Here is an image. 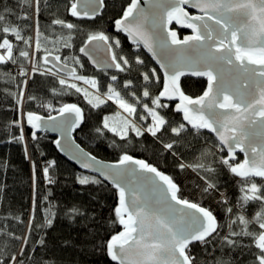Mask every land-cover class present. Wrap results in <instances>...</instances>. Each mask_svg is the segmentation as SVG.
Masks as SVG:
<instances>
[{
	"label": "snow or ice",
	"instance_id": "snow-or-ice-1",
	"mask_svg": "<svg viewBox=\"0 0 264 264\" xmlns=\"http://www.w3.org/2000/svg\"><path fill=\"white\" fill-rule=\"evenodd\" d=\"M41 3L42 0H16L19 11L0 4V66L32 63L36 53L40 51L39 40L34 41L27 34V30L30 27L28 21L39 15ZM97 3L103 5L104 0H69L67 10L74 17L94 16L99 11ZM140 4L141 0H130L121 18L115 21L117 30L126 32L135 44L143 43L154 56L160 55V66L165 69L166 83L159 96H178L181 104L177 106V110L183 112L187 125L192 129H209L216 133L220 150L223 151L226 146L229 153L227 157H221L220 162L239 178L241 195L232 203L226 196L222 198L220 203L225 206L229 221L221 225L208 208L179 198V187L170 176L143 160L125 154L118 165L110 166L108 171L102 173L111 177L113 185L118 189V204L114 212L118 223L123 226V230L111 236L107 242L108 254L116 264H194L195 257L191 254L190 245L194 242L206 244L214 234L219 235L221 228L227 227L228 232L221 238L222 242L229 248H239L241 254L247 251L252 257L249 264H264V0H150L147 11ZM186 5L198 10L199 14L189 13ZM173 22L191 29L193 34L181 39L177 31L170 28ZM52 24L67 29L75 27L61 19H53ZM109 40L107 35L99 33L92 35L89 43H107ZM115 44L118 46L119 40ZM67 46L65 43V47ZM192 50H196L198 54L185 55ZM80 51L87 54L84 48ZM42 59L47 65L53 61L59 62L61 57H52L49 54ZM112 60H117L115 54ZM137 63L144 62L137 58ZM128 64L129 61L121 57L115 66L124 71L121 65ZM225 65L235 69V75L230 82H226L224 78ZM54 67L57 68L55 72L52 68L41 71L37 62L33 64L31 73L21 68L19 74L25 79L16 85L20 90L18 97L22 96L33 73L52 78L60 77L59 85L75 89L76 92L83 91L85 97L89 96L88 91L79 88L76 83L69 84L63 77V72L66 71L67 75L76 80L91 83L94 88L97 86L95 80L88 81L85 77L76 75L75 69L68 68L67 64ZM186 72L207 77V90L202 96L193 99L182 91L179 82ZM8 75L11 76L10 73ZM116 79L115 76L112 77V80ZM143 79L158 81L159 77L156 70L151 69L150 73L143 74ZM129 84L131 81L125 87ZM106 95L107 100L115 97L128 116L136 113L135 105L126 102L119 92L109 88ZM149 95L145 86L143 96ZM38 99L29 96V100ZM93 99L96 103H93ZM93 99L88 100L93 107L107 102L99 96ZM152 103L157 108L164 107L160 104L159 97L153 99ZM41 105L52 108L51 104H44L42 101ZM142 107L151 116L152 123L146 131L153 137L160 139L158 133L163 135L162 129L166 126L177 136L188 130L184 123L172 127L155 108H150L147 104ZM58 111L61 119L55 127L62 128L65 132L79 127L84 119L82 109L76 104H64ZM42 119L33 113L27 115V123L33 128H39ZM48 119L56 121V117L49 116ZM104 127L109 128L107 120ZM129 129L137 136L144 134L127 117L124 118V127L121 130L109 128L122 139H126ZM32 135L35 139L34 132ZM55 143L60 146L59 140ZM175 143L176 141H170L163 146L171 150ZM236 149L245 152L246 158L243 161L235 162ZM91 159L95 160V157ZM132 165L137 167L133 168ZM179 166L182 169H202L207 173L216 171L202 162L195 165L182 163ZM84 167L88 165L85 164ZM43 171L47 176L48 168L45 167ZM130 177H140L145 183L152 185L158 192L161 207H151L149 201L136 188L129 189ZM256 178H260L259 182ZM79 182L100 183L95 178L83 176ZM217 190L216 184L206 179L203 192ZM177 205L182 207L177 208ZM249 206H258L259 210L249 215ZM70 211L78 212L77 209ZM31 222L30 217L29 227ZM47 222L49 225L52 223L50 209ZM8 235L11 236L12 233ZM15 238L21 239L23 244L27 243V235ZM245 238L250 243H243ZM20 254L23 255V248ZM0 264H4L2 259ZM10 264H23V261L17 262L13 255ZM217 264L231 262L221 260Z\"/></svg>",
	"mask_w": 264,
	"mask_h": 264
},
{
	"label": "trees",
	"instance_id": "trees-1",
	"mask_svg": "<svg viewBox=\"0 0 264 264\" xmlns=\"http://www.w3.org/2000/svg\"><path fill=\"white\" fill-rule=\"evenodd\" d=\"M68 2L42 0L39 15L28 21L30 27L27 34L40 43V51L32 63L0 66V259L4 264H10L13 255L17 262L22 260L23 264H113L108 257L106 244L111 236L122 229L114 212L118 204L117 190L100 178L80 171L61 157L52 136L37 134L33 139L32 131L26 126L28 113L52 116L64 104H77L83 109L84 122L75 138L93 155L115 162L128 154L147 161L172 178L179 187L182 199L208 208L220 224L225 225L229 216L220 201L226 196L232 203L241 193L239 178L220 162L221 157L227 155L220 150L218 142L207 133L193 130L188 125V130L180 136L169 131L166 126L162 129L163 135L158 133L160 139L146 131L152 120L147 109L142 107L144 104L155 108L172 127L184 122L174 111V104L159 99L164 107L157 108L152 103L163 88L160 71L141 48L129 44L122 34L115 32V21L122 16L130 0H104L105 8L94 20L73 19L67 10ZM0 4L19 11L16 0H0ZM29 15H32L30 11ZM53 19L64 20L75 27L67 29L53 25ZM99 33L110 38L108 42L117 56V62L121 57L129 61L128 65H121L124 71L120 68L115 72L101 71L91 67L81 56L80 49L92 35ZM180 34L183 36L185 32L180 31ZM116 40H119L118 46ZM49 54L60 56V61L72 66L76 75L95 80L99 94H107L109 88L119 92L126 102L135 105L136 113L128 116L122 111L123 114L116 102L102 97L107 102L93 107L88 100L95 95L85 97L83 91L76 92L75 89L59 85L60 77L52 78L38 73L32 74L22 96L18 97L20 90L16 85L25 79L19 74L21 68L31 73L33 64L39 62L41 71L44 68L57 71L50 64L43 63L42 58ZM137 58L144 63H137ZM151 69L156 70L158 81L143 79V74L150 73ZM62 75L69 84L76 83L83 89L81 80L73 82V77ZM113 76L117 79L112 80ZM128 81L131 84L125 87ZM206 85L205 78H185L181 83L183 91L191 97L201 95ZM145 86L150 93L148 97L143 96ZM29 96L39 99L29 100ZM41 101L51 104L52 108L42 106ZM93 103L96 101L93 100ZM118 114L127 117L144 134L137 136L129 129L126 139H122L110 131V127L105 128V120L109 122V118ZM21 136L23 139H20ZM170 141L176 143L173 149L167 150L163 145ZM240 160L242 158L239 156L236 162ZM197 162L211 166L216 171L207 173L202 169H182L179 166L182 163L195 165ZM45 167L48 168L47 176L43 171ZM82 176L95 178L100 183L81 184L79 179ZM206 179L214 182L218 190L204 193ZM256 180L259 182V179ZM49 209L52 213L51 225L47 222ZM71 209H77L78 212H71ZM258 210V206H249L247 212L252 215ZM227 232V227H223L219 235L214 234L208 243L192 244L190 249L195 257L194 264H217L221 260L231 264H249L252 257L247 251L241 254L239 248H229L222 242L221 238ZM26 235V244L15 238ZM243 243L248 244L250 241L245 238ZM22 248L23 255L20 254Z\"/></svg>",
	"mask_w": 264,
	"mask_h": 264
},
{
	"label": "water",
	"instance_id": "water-1",
	"mask_svg": "<svg viewBox=\"0 0 264 264\" xmlns=\"http://www.w3.org/2000/svg\"><path fill=\"white\" fill-rule=\"evenodd\" d=\"M96 6L99 8V11L94 16L90 15V16L74 17L71 14H70V16L75 20H94L95 18H97L98 16H100L102 14V12L105 8V2L103 3V5H100L97 3ZM140 7L143 8L145 11H147L150 8V0H141ZM185 8L191 14H199L198 10L192 9L190 7V5H186ZM81 10H83V8ZM170 28L177 31L178 36L181 39H183L185 36H189V35L193 34L191 29L182 27L181 24H177L175 22H173V24L170 25ZM180 31L185 32V34L182 36L180 34ZM115 32L122 34V36L128 40L129 44L141 48L143 50V52L152 60V62L155 64V66L158 68V70L160 71V73L162 75L163 88H164V85L166 83V77H165V69L160 66V64H161L160 55L158 54V55L154 56L153 53L150 52L148 50V48L143 45V43L135 44L132 40V37H130L126 32L117 30L116 25H115ZM82 48L85 49L87 54H85V52H81V51H80V54L82 57H84L88 61V63L90 64L91 67L99 69L101 71H106V72H115L118 70V68L115 66L116 63H118V62L112 60L113 51H112V48H111V45L109 42L105 43L103 41H92L91 43H89V41H88ZM157 52L159 53V49H157ZM197 54H198V52L196 50H192L190 52L185 53V55H191V56H196ZM52 57H55V56H52ZM49 64L54 67V65L64 64V63H62L61 61H59V62L53 61L52 63H49ZM67 67L73 68L70 65H67ZM54 68L57 69L56 67H54ZM223 71H224L225 81L230 82L232 80L233 75H235V69L230 65H225ZM63 73L67 74L66 71ZM185 78H193V79L205 78L207 81V85H208V80H207L206 76H195V75H192L191 73L186 72V74L181 76V78H180L179 83H180L181 89H182V86H181L182 80ZM207 85H206L205 91L207 90ZM163 88H162V90H163ZM182 91H183V89H182ZM185 95H187V94L185 93ZM202 95H203V93L197 97H192V98L195 99V98H198ZM187 96H189V95H187ZM159 98L161 101H163L165 103L174 104V111L181 116L182 121L184 122V124L187 125V122L184 121V119H183V112L177 110V106L181 104V101H180L178 96L175 98H169L167 96H159ZM77 106L80 107L79 105H77ZM82 112L84 115L83 109H82ZM27 115H26V126L28 129H30L32 131V133L34 132L35 135H37V134H49L50 136H52L54 138V146H55L57 152L60 154L61 157H63L65 160H67L70 164L74 165L80 171L94 175V176L100 178L102 181L108 183L109 185H111L115 188V186L112 183L111 177H106L105 175H102V173L108 171L110 166L118 165L120 159L123 156L118 161H115V162L107 161V160L96 157L89 150H87L85 147H83L76 140L75 134L79 130V128L82 126L84 119L80 123L79 127H76L71 132H65V130H63L62 128L55 127V124L58 123L61 119L59 111L56 114L52 115V117H56L55 122L52 120H49L48 119L49 116L38 115V116L43 118L42 121H40V127L39 128H33L31 125H29L27 123ZM35 115H37V114H35ZM188 126L191 128L190 125H188ZM193 130H196V129H193ZM198 131L205 132L208 135L212 136L220 145V141H219L216 133L212 132L209 129H199ZM57 140L60 141V146H58L55 143ZM224 152L226 153L227 156L229 155L226 146L224 148ZM235 156H236L235 162L238 161L239 156L242 158V160H240V161H243L246 158L245 152H241L239 149H236ZM92 157H95V160L91 159ZM133 158L137 159V160H142V159H139L136 157H133ZM143 161H145V160H143ZM145 162H147V161H145ZM85 164H87L88 167H84ZM150 165H152V164H150ZM152 166H154V165H152ZM121 167H123V166H121ZM131 167L135 168L137 166L132 165ZM256 179H260V178H256ZM130 180H131V183L128 184L129 189L136 188L143 195V197L149 201V204L151 207H161V205L158 202V192L152 185L145 183L143 181V179L140 177H130ZM116 190H117V196H118V189H116ZM178 196H179V193H178ZM181 207L182 206L177 205V208H181ZM122 230H123V226L119 232H121ZM196 243H200V242H194L193 244H196ZM107 254H108V251H107ZM108 257L113 264H116L115 261L111 260V257L109 254H108Z\"/></svg>",
	"mask_w": 264,
	"mask_h": 264
},
{
	"label": "rangeland",
	"instance_id": "rangeland-1",
	"mask_svg": "<svg viewBox=\"0 0 264 264\" xmlns=\"http://www.w3.org/2000/svg\"><path fill=\"white\" fill-rule=\"evenodd\" d=\"M44 70H45V68H44ZM73 80H75V79H73ZM82 81V87H83V89H86V90H88L91 94H89L90 96H93V95H95V96H99L100 97V95H99V93L97 92V90H96V87L94 88V87H92V85H91V83H86L84 80H81ZM88 81H91V80H88ZM94 96V97H95ZM101 98V97H100ZM104 98L106 99L107 98V95L105 94V96H104ZM103 98V99H104ZM94 100V99H93ZM111 101H114V102H116V104L119 106V103L117 102V100H116V98L115 97H113V99L111 100ZM120 107V106H119ZM120 110H121V112L123 111L124 113H126L122 108H120ZM122 112V113H123ZM123 113V114H124ZM127 115H128V113H126ZM124 117H122L121 115L119 116V114L118 115H116V116H114V117H111V118H109L108 120H109V127L111 128V127H115V128H117L118 129V131L119 130H121L123 127H124V119H123Z\"/></svg>",
	"mask_w": 264,
	"mask_h": 264
},
{
	"label": "flooded vegetation",
	"instance_id": "flooded-vegetation-1",
	"mask_svg": "<svg viewBox=\"0 0 264 264\" xmlns=\"http://www.w3.org/2000/svg\"><path fill=\"white\" fill-rule=\"evenodd\" d=\"M147 56V55H146ZM148 57V56H147ZM149 58V57H148ZM151 60V59H150ZM152 61V60H151ZM154 64V63H153ZM155 65V64H154ZM157 68V67H156ZM158 69V68H157ZM159 71V70H158Z\"/></svg>",
	"mask_w": 264,
	"mask_h": 264
}]
</instances>
